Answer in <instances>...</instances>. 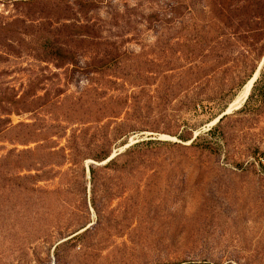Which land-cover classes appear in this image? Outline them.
Masks as SVG:
<instances>
[{
  "label": "rangeland",
  "instance_id": "374dc122",
  "mask_svg": "<svg viewBox=\"0 0 264 264\" xmlns=\"http://www.w3.org/2000/svg\"><path fill=\"white\" fill-rule=\"evenodd\" d=\"M263 59L264 0H0V264H264Z\"/></svg>",
  "mask_w": 264,
  "mask_h": 264
},
{
  "label": "trees",
  "instance_id": "16d2710c",
  "mask_svg": "<svg viewBox=\"0 0 264 264\" xmlns=\"http://www.w3.org/2000/svg\"><path fill=\"white\" fill-rule=\"evenodd\" d=\"M47 49V48H46ZM53 51H55V53H51L53 58L55 59V61H62L64 58L61 56V52L62 48L61 47H57L55 49H52ZM251 77H249L248 80H250ZM227 108L223 110V112H226ZM226 117V116H225ZM223 117L220 122H222V120L225 118ZM219 122V123H220ZM197 141V140H196ZM196 141H194L191 146H189L188 149H196L198 151H203L205 149H208L207 147L201 146L199 143H197ZM151 142H139L133 146H131L130 148H128L124 153L119 154L117 157H115L114 159H112L107 166H116L118 165V163L120 162V159L123 157H128L127 160H125V163L128 164H132L134 162H136L138 160L139 157H141L142 155L145 156V150H143L144 146H148ZM126 143H124L123 145H125ZM157 144H164L162 142H157ZM108 156L102 158L101 160L107 159ZM91 174L94 177L95 175V169L92 167L91 168Z\"/></svg>",
  "mask_w": 264,
  "mask_h": 264
},
{
  "label": "bare ground",
  "instance_id": "6f19581e",
  "mask_svg": "<svg viewBox=\"0 0 264 264\" xmlns=\"http://www.w3.org/2000/svg\"><path fill=\"white\" fill-rule=\"evenodd\" d=\"M252 84H253V80L242 90L239 96L231 103L230 107L228 108V112L237 109L239 106H241L244 103L251 90Z\"/></svg>",
  "mask_w": 264,
  "mask_h": 264
},
{
  "label": "water",
  "instance_id": "95a60500",
  "mask_svg": "<svg viewBox=\"0 0 264 264\" xmlns=\"http://www.w3.org/2000/svg\"><path fill=\"white\" fill-rule=\"evenodd\" d=\"M263 64H264V59H263L261 65H260V67H259V69H258V71H257V77H258V75H259L260 68H261V66H262ZM257 77L255 78L254 82L256 81ZM229 114H231V112H228V110H227L226 112H224L222 115H220V116L217 118V120L215 121V123L220 122V120H221L223 117H225V116H227V115H229ZM113 158H114V156H112V157L109 159V161L112 160Z\"/></svg>",
  "mask_w": 264,
  "mask_h": 264
}]
</instances>
